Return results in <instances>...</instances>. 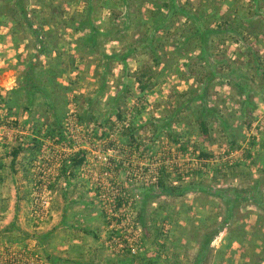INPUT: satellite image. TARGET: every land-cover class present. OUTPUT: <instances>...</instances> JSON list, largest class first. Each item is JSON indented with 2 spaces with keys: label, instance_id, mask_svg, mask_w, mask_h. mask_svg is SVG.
I'll use <instances>...</instances> for the list:
<instances>
[{
  "label": "rangeland",
  "instance_id": "rangeland-1",
  "mask_svg": "<svg viewBox=\"0 0 264 264\" xmlns=\"http://www.w3.org/2000/svg\"><path fill=\"white\" fill-rule=\"evenodd\" d=\"M58 1L65 9L66 20L84 8L82 2L70 5L67 0ZM204 1L222 8L226 14L230 11L222 4L223 0ZM28 2L31 11L39 6L38 0ZM13 4L14 0H0V260L14 259L18 264H149L151 261L154 264H192L202 234L224 222L228 213L221 196L207 193L199 189V185L208 186L212 191L248 188L258 175L264 196V78L248 69V55L240 35H227L225 42L212 48L214 67L222 75L208 85V105L217 110L208 116L211 137L201 133L197 115L191 109L182 112L181 118L173 124V128L185 136L183 140L189 141L185 152L161 133L155 135V139L148 126L140 128L136 143L128 144L120 139L127 121L141 124L148 118L162 117L172 111V103L180 98L179 93L192 86L202 89L198 80H203L208 67L201 63L193 75L176 61L173 42L181 38L180 34H168L170 42L160 49L163 62L157 67L153 66L151 55L145 49H139L135 57L129 59L131 69H136L139 63L152 65L155 85L148 92L142 117L133 118L135 103L131 101L127 105L128 120L124 123L112 118L113 123L117 122L113 132L99 138L97 121L81 122L78 113L86 106V94L94 93L100 80L97 73L103 71L99 66L102 64L100 54L79 51L77 39L85 31H68L66 26L52 22L47 26L54 51L51 57L35 56L39 43L23 19L15 16ZM49 11L44 12L48 19L51 18ZM110 14L108 9L99 10L97 23L103 28L107 23L118 26L119 21L108 20ZM128 34V40L127 37L101 38L99 50L124 51L127 42L132 43L142 36L133 30ZM256 47L264 66V41L260 40ZM87 48L88 45L85 50ZM19 55L40 58L45 64L60 58L67 68H70L69 60L75 58V67L61 79L69 90H61L56 103L62 104L65 112L62 124L66 140L62 143L57 137L45 135L52 117L41 105L40 95L31 112L24 107L9 109L4 102L12 98V90L18 86L20 71L15 64ZM111 66L108 92L96 101L100 108L105 106L109 95L115 94L124 75L123 64L113 62ZM229 66L247 72L249 78L245 83L258 90L256 108L252 113L248 108V116L242 115L243 96L231 85ZM10 82H13L12 87L7 88ZM225 120L227 125L222 122ZM34 123L45 124L41 133L44 135L38 136L42 142L40 148L31 127ZM230 138L235 140L234 144ZM147 144L151 150H147ZM17 148L21 152L14 160L13 152ZM73 148L86 150L87 157L76 176L69 177L61 174V169L73 152L66 149ZM199 149L210 152L214 158L206 162L199 160L196 157ZM249 150L256 165L249 163L251 159L246 156ZM44 163L57 164V168L50 177V211L44 219H38L32 215L31 201ZM162 166L174 179L181 176L187 183L194 180L196 189L180 197L149 193L148 188L157 182L153 178L159 176ZM253 202L241 203L224 231L212 241L215 249L224 248V255L219 258L224 262L241 264L245 259L259 262L262 258L261 241L257 248L248 244L257 226L264 234V203ZM143 218L146 227L141 225ZM51 256L59 257V261L52 263ZM215 258L213 256L209 264H213Z\"/></svg>",
  "mask_w": 264,
  "mask_h": 264
},
{
  "label": "trees",
  "instance_id": "trees-1",
  "mask_svg": "<svg viewBox=\"0 0 264 264\" xmlns=\"http://www.w3.org/2000/svg\"><path fill=\"white\" fill-rule=\"evenodd\" d=\"M38 1V8H34L32 11L28 9V0H14V8H12L16 11L15 16L23 19L27 28L39 43L38 54L36 53L35 56L43 54L51 57L54 45L51 42V32L48 26L52 22L66 26L68 31H85V34L77 39L79 51L93 55L100 54L102 64H99V66L103 67L102 72H97L100 80H98L94 93L86 94L84 101L86 106L78 113V118H80L81 122L91 123L97 121V134L100 133L99 138L110 136L114 129L113 126L117 122L123 121L125 123L128 120L127 105L131 101L135 103L133 118L142 117L148 103V92L155 85L156 74L153 66L157 67L163 62V55L160 49H164L166 43L170 42V36L168 35L170 32L175 36L178 34L181 36V38L173 42L175 47L174 54L178 63L186 67L188 72H193V75L201 63L205 68L208 67V72L203 80L202 78L198 80L202 85V89L197 90L192 86L189 90L179 93L180 98L172 103V111L162 117L148 118L141 124L128 123L127 121V125L125 124L126 126L123 127V134L120 139H125L128 144L136 143L138 140L136 135L140 128L148 126L151 127L155 139L161 133L170 142L178 145L179 149L187 152L189 141L183 140L185 136L182 132L173 128L174 122L181 118L180 114L186 109L195 111L199 130L203 135L211 137L208 116L210 113H217V110L208 105V85L212 79L222 75L217 73L214 67L212 48L214 45L217 46L225 42L227 35H233L231 37L240 35L244 40L246 54L248 55V69L264 78V66L260 62L261 56H259L256 47L260 40L264 41V0H249L250 3H246L245 0H223L222 4L230 9L228 14L221 11L222 8L218 9L215 6H210L204 0H185V2L181 0H67V4L70 5L79 2L84 4L82 11L74 12L67 20L64 19L65 9L61 8V2L58 0ZM223 5L219 7H223ZM45 9H50V19L46 18L44 14ZM104 9L111 11L108 20L119 21L118 26H108L107 23L105 28H103L97 23L98 15L96 13ZM96 16L97 18H95ZM179 21L180 24L177 25ZM182 28H185V30H182ZM130 30L135 31V34L142 33V36L132 43L127 42V48L124 51L108 53L105 50H99L101 38L109 40L115 37H127L128 40ZM87 45L88 48L85 50ZM139 49H145L144 51L151 55L153 66L147 63H139L136 69L129 67V59L134 58ZM39 59L34 58V56L29 58H24L23 55L17 56L15 66L20 71L18 86L12 90V98L6 99L4 102L9 109L24 107L31 112L36 102L35 99L40 95L43 99L41 105L47 108L52 117L47 124L45 135L57 137L59 138L58 141L62 143V141L66 140V130L62 124L65 112L64 106L56 103H58V93L61 90H69V88L62 85L61 79L65 73L73 70L75 58L73 57L69 60L70 68L63 66L60 58L47 64ZM113 62L123 64L124 75H122V81L118 84L115 94L109 95L104 103L105 106L100 108V103H96V101L101 100V97L108 92V73ZM248 75L242 69L233 68L232 66L228 68V78L231 81V85L237 94L243 96L242 115L245 114L247 116L256 108L255 99L259 96L256 88H251L245 83V79L249 78ZM197 100H201V103L197 102ZM248 108L252 110L250 113H248ZM216 116L227 118L224 114H216ZM112 118H116L117 122L113 123ZM99 119L101 120L99 121ZM222 122L224 125L228 124L226 120ZM44 126V123H34L31 126L33 133L36 135V141L39 143L38 148H40L42 143L39 137L44 135H41ZM229 140L234 144L235 140L231 138ZM146 147L147 150H151L149 144ZM196 151H198L196 157L204 162L214 158L213 154L206 150L199 149ZM20 152V148L15 149L13 152L14 160H16ZM246 156L251 159L249 163L256 165L252 150H249ZM86 157L87 151L84 149L71 152L63 163L61 174L75 177L76 171L82 168ZM177 177L179 178L174 179L172 173L165 166H162L157 182L148 188L149 193L180 197L187 191L196 189L197 184H195L194 180L187 183L181 176ZM260 185L261 178L255 179L248 188H225L212 191V188L208 186H198L199 189L207 193L221 196L226 204L228 213L224 222L217 227L206 230L202 234L198 243V251L192 264H209L213 256H216L212 260L213 264L222 263L223 260L219 258L220 255H224V248L215 249L212 246V241L224 231L225 225H228V220L234 215V211L241 203L244 201H254L253 203L257 205L264 203L263 191ZM151 196L149 195V197ZM141 225L143 227L147 226L144 218L141 221ZM257 236H259V239ZM259 240L261 241V249L264 251V234L257 226L255 232L251 234L248 244L253 245V248H257L256 245L260 242ZM50 260L54 263L59 261V257L51 256ZM154 263V261H151L149 264ZM263 263L264 253L259 262L250 260L245 262V264Z\"/></svg>",
  "mask_w": 264,
  "mask_h": 264
},
{
  "label": "built area",
  "instance_id": "built-area-1",
  "mask_svg": "<svg viewBox=\"0 0 264 264\" xmlns=\"http://www.w3.org/2000/svg\"><path fill=\"white\" fill-rule=\"evenodd\" d=\"M13 83V82H12ZM12 83L10 82L9 86H6L7 88L12 87ZM73 121V120H72ZM76 151L78 149H66V151ZM68 152V153H69ZM55 164L54 166H50L49 163H44L42 170V175H40L37 179L38 182H36V188L33 194V198L31 201V211L32 215L38 219H44L46 215L50 211V204H51V195H52V189H51V176L55 171V168H57ZM154 181L157 180V176H155ZM0 264H18L17 261L14 259L10 260H0Z\"/></svg>",
  "mask_w": 264,
  "mask_h": 264
},
{
  "label": "crops",
  "instance_id": "crops-1",
  "mask_svg": "<svg viewBox=\"0 0 264 264\" xmlns=\"http://www.w3.org/2000/svg\"><path fill=\"white\" fill-rule=\"evenodd\" d=\"M257 178L259 179V176H258V175L256 176V179H257ZM241 261H242V260H241ZM244 261L247 262L246 259H245ZM244 261L241 262V264H245ZM214 263H215V262H214ZM229 263H233V262H231V261H230V262H228V261H227V262H224V260L222 261V263H221V262H217V264H229ZM263 264H264V263H263Z\"/></svg>",
  "mask_w": 264,
  "mask_h": 264
}]
</instances>
